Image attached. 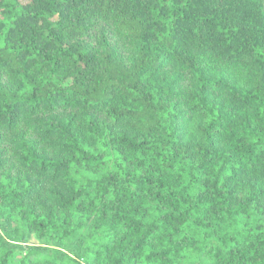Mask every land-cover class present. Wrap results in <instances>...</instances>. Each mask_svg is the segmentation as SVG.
I'll use <instances>...</instances> for the list:
<instances>
[{
	"label": "trees",
	"instance_id": "trees-1",
	"mask_svg": "<svg viewBox=\"0 0 264 264\" xmlns=\"http://www.w3.org/2000/svg\"><path fill=\"white\" fill-rule=\"evenodd\" d=\"M0 264H264V0H0Z\"/></svg>",
	"mask_w": 264,
	"mask_h": 264
},
{
	"label": "rangeland",
	"instance_id": "rangeland-1",
	"mask_svg": "<svg viewBox=\"0 0 264 264\" xmlns=\"http://www.w3.org/2000/svg\"><path fill=\"white\" fill-rule=\"evenodd\" d=\"M10 244L20 246V248H26L29 245H34V246H45L38 244V241H36L35 238L30 239L27 243H21V242H15V241H9Z\"/></svg>",
	"mask_w": 264,
	"mask_h": 264
}]
</instances>
